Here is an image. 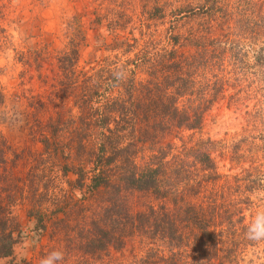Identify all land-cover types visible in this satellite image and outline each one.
I'll return each instance as SVG.
<instances>
[{"label": "trees", "instance_id": "trees-1", "mask_svg": "<svg viewBox=\"0 0 264 264\" xmlns=\"http://www.w3.org/2000/svg\"><path fill=\"white\" fill-rule=\"evenodd\" d=\"M177 16L180 32L174 21L168 30L124 39L109 49L112 59L89 62L87 69L78 67L73 49L35 55L37 69L46 64L50 75L39 79L53 82L49 105L24 96L33 123L27 135L41 148L11 150L0 138V264H41L57 251L63 259L53 264L244 261L247 242L254 243L243 235L244 212L253 194L264 193V181L248 161L240 171L245 179L226 185L214 157L224 148L201 136L214 108L241 101L240 77H227L225 69L236 37L234 12L194 0ZM31 54H16L25 67L21 78L32 67ZM72 94L78 124L59 97ZM8 99L0 84V118ZM17 207L38 237L48 235L35 260L13 258L22 234Z\"/></svg>", "mask_w": 264, "mask_h": 264}, {"label": "rangeland", "instance_id": "rangeland-1", "mask_svg": "<svg viewBox=\"0 0 264 264\" xmlns=\"http://www.w3.org/2000/svg\"><path fill=\"white\" fill-rule=\"evenodd\" d=\"M188 1L194 4V0H0V30H4L7 36L3 41L0 33V84L9 98L4 108L6 115L0 118V138L11 150L41 148L39 144L32 146L33 142L27 135L28 125L33 123L32 118L27 119L25 115L24 99V96L36 97L49 105L46 89L53 80L51 77L39 79L49 75L46 64L37 69L39 64L35 55L39 52L54 56L70 49L76 50L78 67L87 69L89 62L112 59L115 53L109 49L124 39L140 38L155 29L168 30L174 21L175 32H180L177 15ZM195 1H203L207 6L215 4L223 11L226 5L231 6L235 18L231 27L236 37H231L233 42L227 47L231 52L225 55V69L227 77H240L241 92L239 106L228 108L222 104L211 111L201 136L224 148L222 157L219 150L214 157L219 173L225 176L226 185H236L235 177L245 179V173L240 171L248 168V161L255 162L254 167L258 168L264 181V100L261 95L264 94V29H260L258 17L264 0ZM218 40L224 41L221 36ZM72 44L77 47L70 46ZM28 51L34 53L31 54L32 67L21 78L25 67L16 61V54ZM235 57L238 64H235ZM59 97L67 114L78 124L76 94ZM40 121L45 123V115ZM68 179L72 181L74 177L69 176ZM251 201L253 205L244 212L248 228L243 235L248 232L257 213L264 211V193L253 194ZM13 215L22 225L13 258L17 262L35 260L45 250L48 235L38 237L32 221H27L25 212L19 207L13 210ZM244 252L246 256H243L241 264H264V241L247 242Z\"/></svg>", "mask_w": 264, "mask_h": 264}, {"label": "clouds", "instance_id": "clouds-1", "mask_svg": "<svg viewBox=\"0 0 264 264\" xmlns=\"http://www.w3.org/2000/svg\"><path fill=\"white\" fill-rule=\"evenodd\" d=\"M247 238L253 241H264V211L258 212L254 218L252 225L246 233ZM62 252H53L48 257L42 259L41 264H53L54 260H62Z\"/></svg>", "mask_w": 264, "mask_h": 264}]
</instances>
